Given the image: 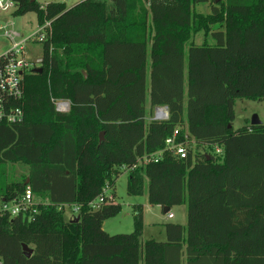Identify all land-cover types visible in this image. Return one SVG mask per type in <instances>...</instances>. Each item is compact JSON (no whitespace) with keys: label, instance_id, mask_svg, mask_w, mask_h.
<instances>
[{"label":"trees","instance_id":"16d2710c","mask_svg":"<svg viewBox=\"0 0 264 264\" xmlns=\"http://www.w3.org/2000/svg\"><path fill=\"white\" fill-rule=\"evenodd\" d=\"M13 1V15L51 20L52 36L43 71L24 78L23 120L0 123V199L30 186L48 201L32 219L0 213V264H264V122L233 127L238 99L264 101V0ZM209 1L210 13L195 10ZM156 106L167 120L147 121ZM176 128L196 151L139 164ZM15 163L29 173L8 181ZM123 167L129 195L167 212L186 204V226L169 222L164 241L142 243L136 206L134 231L109 234L121 204L89 203L106 184L116 197ZM75 204L67 219L60 207Z\"/></svg>","mask_w":264,"mask_h":264},{"label":"built area","instance_id":"2783aa9c","mask_svg":"<svg viewBox=\"0 0 264 264\" xmlns=\"http://www.w3.org/2000/svg\"><path fill=\"white\" fill-rule=\"evenodd\" d=\"M16 4L13 0H0V15L13 14ZM4 24H0V123L12 125L19 123L24 118L22 102L24 99V78L29 73H35V69L42 68V63H36V59H43L44 45L49 42L52 36V21L46 20L36 25V28L27 35L13 27L10 19L6 18ZM2 40V41H1ZM4 41V42H3ZM42 44L41 55L34 58L29 56L33 44ZM1 45H4L2 48ZM55 109L65 113L71 108V102L67 99H52ZM152 118L154 120H167L169 109L167 106H156L153 109ZM180 128H176L173 133L165 139L164 147L160 150L144 156L139 160V164H146L149 161H158L165 152H170L179 159H186L189 154L190 139L186 132L184 140H178ZM193 142V141H192ZM217 152L222 153L220 147H215ZM124 168V167H123ZM127 168V167H125ZM129 169V168H128ZM130 170V169H129ZM116 202L113 189L106 184L101 193L92 200L89 205L98 208L102 204ZM37 201L32 188L27 186L24 192L10 201L0 199V213H7L10 216H27L32 219L37 213ZM60 208H70L71 217L79 212V205H62ZM168 218H174V213H166Z\"/></svg>","mask_w":264,"mask_h":264},{"label":"rangeland","instance_id":"374dc122","mask_svg":"<svg viewBox=\"0 0 264 264\" xmlns=\"http://www.w3.org/2000/svg\"><path fill=\"white\" fill-rule=\"evenodd\" d=\"M41 4L45 5L49 2L63 1L69 6H73L80 0H38ZM212 2L198 4L195 6V10L208 14L212 9ZM6 18L10 19L18 31L27 35L32 32L36 25L38 24V18L35 12H28L25 15H13L8 14L6 17L0 15V24H4ZM1 32V31H0ZM2 41V40H1ZM193 42L201 44L205 41V36L203 32L196 33L192 39ZM4 42V41H3ZM4 48V45H1ZM189 45L186 46V53H188ZM29 56L34 58L36 55H41L42 44L36 43L30 48ZM150 112V107L147 106ZM235 110V120L233 122V127L238 129L249 122L254 115H257L261 121L264 122V101H255L249 99H238L234 106ZM152 115L148 114L147 121H149ZM189 148L196 151L195 142H191ZM210 148H201L200 151L204 153L209 151ZM215 150V149H214ZM215 154L220 155V152L215 151ZM29 173V167L24 163L8 164L7 179L8 181H21ZM129 177V169L121 168V173L116 178L115 181V192H116V202L121 204V212L110 219L106 223V231L109 234H127L131 233L135 229V215L136 206H141L142 215V232L140 236V241L148 239H156L164 241L166 239L165 225L169 222L178 223L186 226L187 224V205H177L171 208V212L174 213V218H168L166 213L163 211L162 207L159 205L147 206V195H129L127 192ZM65 217L68 219L71 212L70 208L65 209ZM138 210V209H137ZM105 229V228H104Z\"/></svg>","mask_w":264,"mask_h":264},{"label":"water","instance_id":"95a60500","mask_svg":"<svg viewBox=\"0 0 264 264\" xmlns=\"http://www.w3.org/2000/svg\"><path fill=\"white\" fill-rule=\"evenodd\" d=\"M35 62L36 63H42L43 62V59L42 58H38V59H36ZM42 71H43L42 68H37V69H35L34 72L35 73H41ZM262 123H263V121H261L257 115H254L252 117V119H251V122H250V124H252V125H260ZM100 139H103V133L100 134ZM163 211L165 213H167L168 207L164 208ZM75 220H78V217ZM23 250H24V252L26 253L27 256H30L32 254V249L29 248L26 244L23 245Z\"/></svg>","mask_w":264,"mask_h":264},{"label":"crops","instance_id":"0c3cea01","mask_svg":"<svg viewBox=\"0 0 264 264\" xmlns=\"http://www.w3.org/2000/svg\"><path fill=\"white\" fill-rule=\"evenodd\" d=\"M68 5V4H67ZM69 6V5H68ZM70 7V6H69ZM147 106H149L150 107V103L149 102H147ZM35 200L37 201V203H39V202H44V203H46L48 200L47 199H39V198H35ZM147 202H148V198H147ZM147 206H151V204L148 202V204H147ZM69 217H71V214H70V216ZM106 223H107V220L105 221V223H104V228H105V230H106Z\"/></svg>","mask_w":264,"mask_h":264}]
</instances>
